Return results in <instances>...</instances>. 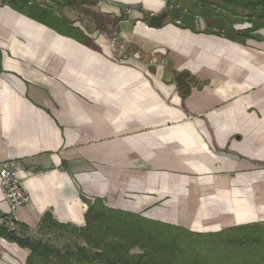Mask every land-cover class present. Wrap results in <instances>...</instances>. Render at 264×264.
<instances>
[{
	"label": "crops",
	"instance_id": "1",
	"mask_svg": "<svg viewBox=\"0 0 264 264\" xmlns=\"http://www.w3.org/2000/svg\"><path fill=\"white\" fill-rule=\"evenodd\" d=\"M36 1L70 26L0 6V163L17 161L29 196L11 212L0 186V224L74 250L95 199L107 219L193 233L264 223V28L149 26L166 0ZM0 245V264H26L27 248Z\"/></svg>",
	"mask_w": 264,
	"mask_h": 264
},
{
	"label": "trees",
	"instance_id": "2",
	"mask_svg": "<svg viewBox=\"0 0 264 264\" xmlns=\"http://www.w3.org/2000/svg\"><path fill=\"white\" fill-rule=\"evenodd\" d=\"M62 1L70 4L69 1ZM1 5H8L55 30L57 27L51 21L70 26L66 19L42 7L36 0H0ZM166 5L168 9L175 7L179 12L187 11L210 22L222 17L230 26L249 23L250 27L235 31L241 38L256 37L255 31L264 28V0H166ZM98 203L99 200L95 199L88 204L86 225L76 230L85 244L74 250L69 247L59 250L48 242L19 236L5 222L0 224V236L29 250L26 264H264V223L201 234L161 222L107 219L105 214L114 211L100 208ZM47 217L48 214H45L40 227L46 226ZM92 217L98 219L91 221ZM11 222L23 232L27 229L16 221ZM92 222L95 228L90 232ZM207 236L221 239L219 243L214 241V244H209L211 247H207L202 240ZM133 248L139 251L132 252ZM187 253L192 254L189 256Z\"/></svg>",
	"mask_w": 264,
	"mask_h": 264
},
{
	"label": "water",
	"instance_id": "3",
	"mask_svg": "<svg viewBox=\"0 0 264 264\" xmlns=\"http://www.w3.org/2000/svg\"><path fill=\"white\" fill-rule=\"evenodd\" d=\"M98 7L102 12L113 13L117 16L121 15V9L119 7L109 6L104 2H99ZM171 17L178 20V23L181 25L193 30V31H204L207 27L214 26L215 29L221 30L223 35L229 39H235L236 35L234 32V27L227 24V22L222 17H217L214 24L212 25L210 21H206L202 17L193 16L187 11L179 12L177 8L170 9ZM168 15L167 11H164L158 15H152L148 19V24L151 27H157L161 24L162 20ZM128 19L133 20H142L143 13L137 9H132L127 15ZM187 73L183 72L177 76L178 80H182ZM165 76H170V72L166 71Z\"/></svg>",
	"mask_w": 264,
	"mask_h": 264
},
{
	"label": "built area",
	"instance_id": "4",
	"mask_svg": "<svg viewBox=\"0 0 264 264\" xmlns=\"http://www.w3.org/2000/svg\"><path fill=\"white\" fill-rule=\"evenodd\" d=\"M130 11L131 9H126L127 14ZM0 186L11 212L23 207L29 201V196L23 189L19 177V167L16 160L9 159L0 163Z\"/></svg>",
	"mask_w": 264,
	"mask_h": 264
},
{
	"label": "rangeland",
	"instance_id": "5",
	"mask_svg": "<svg viewBox=\"0 0 264 264\" xmlns=\"http://www.w3.org/2000/svg\"><path fill=\"white\" fill-rule=\"evenodd\" d=\"M56 2V1H55ZM45 3H48V2H45ZM178 5H181V3H179ZM168 11H170V10H168ZM89 14H90V11L89 10H84V12H83V16H89ZM92 17H90L91 19L93 18V14L91 15ZM211 24L213 25L214 24V21H211ZM212 27V26H211ZM220 237H218V238H213V237H211V236H207V237H205V238H203L202 240L205 242L204 243V245L205 246H207V247H211V246H209V244L210 243H213L214 244V241H217V243H219L220 242V239H219ZM186 247V246H185ZM191 247H193V245H191ZM188 248H190V245H189V247ZM191 249V248H190ZM188 255L189 254H192V253H187ZM187 255V256H188ZM190 256V255H189ZM187 260V259H186Z\"/></svg>",
	"mask_w": 264,
	"mask_h": 264
},
{
	"label": "flooded vegetation",
	"instance_id": "6",
	"mask_svg": "<svg viewBox=\"0 0 264 264\" xmlns=\"http://www.w3.org/2000/svg\"><path fill=\"white\" fill-rule=\"evenodd\" d=\"M170 10V9H169ZM171 13V11H168V14H170ZM212 27H214V26H212Z\"/></svg>",
	"mask_w": 264,
	"mask_h": 264
}]
</instances>
